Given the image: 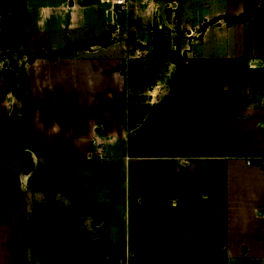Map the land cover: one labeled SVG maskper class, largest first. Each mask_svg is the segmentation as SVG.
Segmentation results:
<instances>
[{"label":"crops","instance_id":"obj_1","mask_svg":"<svg viewBox=\"0 0 264 264\" xmlns=\"http://www.w3.org/2000/svg\"><path fill=\"white\" fill-rule=\"evenodd\" d=\"M227 1L230 15L244 13L246 0ZM46 3L65 7L63 0ZM79 4L85 15L116 13L117 5L102 0H68L71 11ZM176 4L184 16V10L191 14L214 0ZM225 18L218 36L227 41L203 55L220 53L216 56L244 63L241 97L228 100L227 112L204 120L198 132L180 139L187 145L183 152L144 155L131 148L123 68H43L35 58L28 133L23 118L16 119L19 144L6 148L0 129V154L33 158L32 169L23 174L21 159L0 157V204L6 196L17 204L20 193L30 205L31 260H54L34 254L46 247L40 244L45 235L47 246L61 249L55 258L62 264H117L119 259L123 264H232L231 252L245 264H264V0L246 22L230 25ZM212 32L214 27L205 40ZM61 55L55 63L64 60ZM39 105L47 106L49 117L52 111L48 124L38 115ZM3 160L8 166H2ZM51 182L60 212L47 206L39 215L43 200H50L46 185ZM58 212L60 225H38V217ZM6 241L2 248L12 249Z\"/></svg>","mask_w":264,"mask_h":264},{"label":"rangeland","instance_id":"obj_2","mask_svg":"<svg viewBox=\"0 0 264 264\" xmlns=\"http://www.w3.org/2000/svg\"><path fill=\"white\" fill-rule=\"evenodd\" d=\"M46 1L0 0V129L5 135L2 145L6 148L19 144L14 137L16 119L23 118L28 133L32 108L30 70L35 58L40 59L37 66L43 68L65 69L79 65L123 68L127 77L129 144L137 153L144 155L185 151L187 145L180 139L189 138L191 131L198 132V127L205 125L204 120L227 112L228 100L241 97L238 82L244 63L216 56L220 53L203 55L204 51L210 53L212 48L220 49L227 41L218 36L221 19L216 21L225 16L226 23L234 24L229 22L234 15H230L226 8L231 6L227 0H218L217 4L214 0L211 7H197L191 14L184 10V16L176 0H134L131 5H117L116 13L110 11L112 16L103 11L98 17L91 14L92 11L85 15L80 4L71 11L68 0H63L65 7L61 9L47 6ZM254 2L246 0L244 12ZM233 10L237 9L233 7ZM112 25L117 30L111 41L89 49L83 47L85 39ZM211 27H214V32L205 40L206 31ZM191 28L194 31L188 34ZM165 46L176 54L167 58ZM62 49H65L61 55L64 60L51 63L48 55H55ZM74 59L78 60L74 62ZM68 83L72 85L73 81ZM46 107L39 105L38 115L47 123L53 115L50 110L48 116ZM3 156L21 159L20 155L0 154L1 158ZM8 160H3L2 166H8ZM46 187L50 200H43L44 209L40 206L37 209L39 215L46 213L47 206L56 211L61 209L60 203H53L57 194H54L52 182ZM17 196L15 205L7 196L5 203L0 204V264H62L60 258H55L60 257L61 249L47 246L45 235L40 244L46 247L34 251V254H43L45 258L53 255L54 260L30 259L29 249L35 236L34 232L31 233L30 205L25 201L26 196L24 198L20 193ZM59 212L38 217V225L44 229L46 225H60ZM12 229V234H5ZM3 239H7L6 247L11 244L12 249L2 248ZM233 254L231 252L230 255L232 264H245ZM123 262L119 259L117 264Z\"/></svg>","mask_w":264,"mask_h":264},{"label":"water","instance_id":"obj_3","mask_svg":"<svg viewBox=\"0 0 264 264\" xmlns=\"http://www.w3.org/2000/svg\"><path fill=\"white\" fill-rule=\"evenodd\" d=\"M73 4V3H71ZM117 30L115 25H112L109 29H105L100 34L87 38L83 42V47L89 49L91 47L109 42L113 39L115 31ZM22 172L23 174L29 173L33 167V158L29 154H25L21 158Z\"/></svg>","mask_w":264,"mask_h":264},{"label":"trees","instance_id":"obj_4","mask_svg":"<svg viewBox=\"0 0 264 264\" xmlns=\"http://www.w3.org/2000/svg\"><path fill=\"white\" fill-rule=\"evenodd\" d=\"M258 1L259 0H255V2H254V4L252 5V6H250L242 15H240V16H232V20L231 21H229L230 23H234V22H237V23H243V22H246V21H248L249 20V18H250V15H251V13H252V11H253V9L257 6V4H258ZM221 19V17L220 18H218V19H216V21H218V20H220ZM63 51H65V49H62V50H58L57 52H56V54L55 55H48V58H50V60H52V61H56L57 59H58V57L61 55V54H63ZM164 51H165V56L167 57V58H171L173 55H175L176 53L173 51V49H171V48H169V47H164ZM27 53H29V51H27ZM39 54H43V52H40ZM40 56V55H39ZM173 59V61L175 62V63H177V60H175L174 58H172Z\"/></svg>","mask_w":264,"mask_h":264},{"label":"built area","instance_id":"obj_5","mask_svg":"<svg viewBox=\"0 0 264 264\" xmlns=\"http://www.w3.org/2000/svg\"><path fill=\"white\" fill-rule=\"evenodd\" d=\"M102 1L108 4H112L113 6L119 5V4L123 6H127L129 4V0H102Z\"/></svg>","mask_w":264,"mask_h":264}]
</instances>
